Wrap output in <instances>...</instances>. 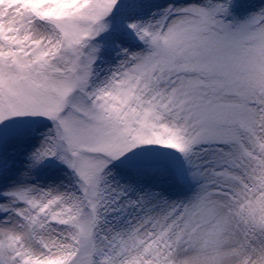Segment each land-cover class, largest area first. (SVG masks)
I'll return each instance as SVG.
<instances>
[{"label":"snow or ice","instance_id":"6c2138e0","mask_svg":"<svg viewBox=\"0 0 264 264\" xmlns=\"http://www.w3.org/2000/svg\"><path fill=\"white\" fill-rule=\"evenodd\" d=\"M0 264H264V0H0Z\"/></svg>","mask_w":264,"mask_h":264},{"label":"rangeland","instance_id":"374dc122","mask_svg":"<svg viewBox=\"0 0 264 264\" xmlns=\"http://www.w3.org/2000/svg\"><path fill=\"white\" fill-rule=\"evenodd\" d=\"M45 167L48 168V167H51V165H46ZM46 176H47V172L44 171V172H42V173L40 174L39 179H44Z\"/></svg>","mask_w":264,"mask_h":264}]
</instances>
